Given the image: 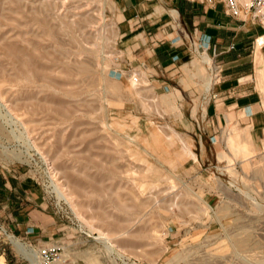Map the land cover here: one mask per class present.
<instances>
[{"label": "rangeland", "instance_id": "rangeland-1", "mask_svg": "<svg viewBox=\"0 0 264 264\" xmlns=\"http://www.w3.org/2000/svg\"><path fill=\"white\" fill-rule=\"evenodd\" d=\"M118 13L0 0V180L25 189L0 194V264H31L10 236L37 261L57 245L56 264H264V146L238 158L227 124L203 137L204 49L159 87L125 60Z\"/></svg>", "mask_w": 264, "mask_h": 264}, {"label": "crops", "instance_id": "crops-1", "mask_svg": "<svg viewBox=\"0 0 264 264\" xmlns=\"http://www.w3.org/2000/svg\"><path fill=\"white\" fill-rule=\"evenodd\" d=\"M117 4L125 60L137 65L159 87L168 85L170 76L179 70L178 63L195 46L204 49L199 54L202 63L214 57L220 65V81L212 84L208 77L204 84L206 103L199 119L203 137L227 124L231 127L225 140L238 158L245 159L264 146V43H255L264 34L262 18L251 12L232 16L224 3L207 0H117ZM173 96L181 98L178 90ZM234 122L247 129L239 133ZM252 134L257 141L248 140ZM181 141L190 159L196 160L195 153ZM5 183L0 180V194L14 202L22 200V185L8 181L4 192L1 184Z\"/></svg>", "mask_w": 264, "mask_h": 264}, {"label": "built area", "instance_id": "built-area-1", "mask_svg": "<svg viewBox=\"0 0 264 264\" xmlns=\"http://www.w3.org/2000/svg\"><path fill=\"white\" fill-rule=\"evenodd\" d=\"M205 1V0H201ZM209 2H222L226 7L227 13L232 16H238L241 13L251 12L256 18L264 20V0H207ZM264 25V22H262ZM263 38V39H262ZM262 39V40H261ZM257 45L264 43V34L255 39ZM214 57H210L209 70L212 84L220 81L221 68ZM39 264H56L59 259V247L57 245H41L37 248Z\"/></svg>", "mask_w": 264, "mask_h": 264}, {"label": "bare ground", "instance_id": "bare-ground-1", "mask_svg": "<svg viewBox=\"0 0 264 264\" xmlns=\"http://www.w3.org/2000/svg\"><path fill=\"white\" fill-rule=\"evenodd\" d=\"M44 16V15H43ZM44 18V17H43ZM46 19V18H44ZM207 57V56H206ZM204 62H206L207 64L210 63V59L208 58V60H205ZM211 81V78H209ZM212 83V81H211ZM59 195L61 197H63L65 200H68L67 194L64 193V191L59 190ZM230 217V216H229ZM10 238V242L13 245V247L15 248V250L20 253L21 255H23L28 261H30L31 264H39V260L37 261L35 259L34 253L33 251H31V249L27 248V246H25L23 243H21L19 240L13 238V237H9ZM237 244V246L242 247L243 245V241H235ZM110 243V242H109ZM112 245V243L110 244ZM109 247V246H108ZM111 247V246H110ZM112 249V248H111Z\"/></svg>", "mask_w": 264, "mask_h": 264}]
</instances>
